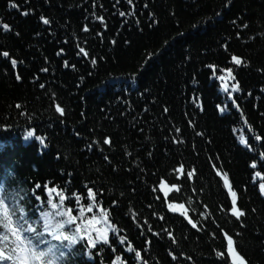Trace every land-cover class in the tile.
<instances>
[{"label":"trees","instance_id":"obj_1","mask_svg":"<svg viewBox=\"0 0 264 264\" xmlns=\"http://www.w3.org/2000/svg\"><path fill=\"white\" fill-rule=\"evenodd\" d=\"M257 172L264 177V0H0V188L33 219L45 184L80 204L93 203L91 188V212L65 201L73 228L109 236L95 248L78 239L59 264H232L228 238L245 264H264Z\"/></svg>","mask_w":264,"mask_h":264},{"label":"snow or ice","instance_id":"obj_2","mask_svg":"<svg viewBox=\"0 0 264 264\" xmlns=\"http://www.w3.org/2000/svg\"><path fill=\"white\" fill-rule=\"evenodd\" d=\"M13 8L18 7L16 4L10 5ZM28 13H24L27 15ZM120 15H124V13H120ZM44 24H48L49 21L43 17H41ZM103 23V18H100ZM247 27V26H245ZM2 28L4 31H9V25L3 24ZM85 32L88 31V28L85 27L83 29ZM81 52L84 53L85 56L88 53L81 48ZM5 57L8 56V53H3ZM16 61L12 60L13 67L16 66ZM93 64L96 61L93 59ZM232 63L235 65H240L241 60L233 56ZM67 66V64L65 65ZM214 67V66H213ZM47 71V69H44ZM220 71H225L221 69ZM213 76H216V71L214 69ZM227 76L231 79H235L232 75V69L229 68L227 70ZM19 79V77H18ZM217 79L220 81H225V76H218ZM43 88L44 85H41ZM221 88L224 91H228L227 84H222ZM238 85L233 84L231 91H238ZM235 103V101H233ZM19 108L20 105H17ZM55 111L60 115L64 114V109L59 105H56ZM224 111V109H221ZM179 131V129H177ZM34 132L28 131L25 139L33 138ZM260 139V137H257ZM35 140L39 142L40 145H45V140L39 136L35 135ZM240 142L242 144H246L247 141L243 136L240 137ZM104 143H109L107 139H105ZM252 167H256L255 164ZM178 171H183V167L181 166ZM191 175V174H189ZM217 175L220 176L221 173L217 172ZM257 177L264 179L261 177L259 172L256 173ZM223 187L228 190V194L231 197V214L239 220L245 213L242 210H239L236 206V192L231 189V185L228 180L227 173L222 175ZM48 189L49 198L46 201H42V203L36 205V211L39 213V216L33 219L29 210L24 207L22 203L19 201L22 200V197H18L8 193L5 189L0 188V264H59L60 261L63 260L65 256L64 249L69 247L70 245L76 244L78 239H87L86 247L95 248L96 244L102 242L103 244H108L109 236L106 231L98 229V236L96 239L91 238V234H87L85 236H78L77 233H80L82 230L79 226L73 228L77 217L72 215L74 209L71 207H67L65 204L66 200H70L71 197H75V202L80 204L81 196L76 193H72L71 197L63 194L62 192H58L55 186L49 187L47 184L43 186ZM261 194L264 195V184H260ZM36 189L41 188L40 184L35 185ZM52 193H56L59 197L58 201H54L52 198ZM86 200L93 201L92 204H80L81 216H83L84 210L91 212L93 208L96 207L98 201L96 200V194L92 191L91 188L87 190V196L84 198ZM37 201H41L42 198L40 196H36ZM170 208H174L175 206L169 205ZM183 208V205L179 206ZM50 209V210H49ZM104 216H107V213H104ZM96 217L92 218L94 221ZM92 221H88L90 224ZM188 223L192 225L193 228H196V224H194L191 220H188ZM105 224L107 227H111L107 225V220L105 219ZM112 231H115L113 228ZM50 238V239H49ZM227 238V237H226ZM67 242V243H65ZM124 238L120 237V243L123 244ZM233 241L228 238V254L232 257V264H245L244 259L235 252L232 247ZM129 252L133 251L131 245L128 246L127 249ZM115 251V249H113ZM137 259L140 258V252H136ZM218 256H221L222 253H217ZM119 261V257L116 258ZM116 264V262H114Z\"/></svg>","mask_w":264,"mask_h":264},{"label":"rangeland","instance_id":"obj_3","mask_svg":"<svg viewBox=\"0 0 264 264\" xmlns=\"http://www.w3.org/2000/svg\"><path fill=\"white\" fill-rule=\"evenodd\" d=\"M162 189H163L164 192H166V190H168L167 188H164V186H162ZM169 209H170L171 211H174V209H175V210H178V211L181 210V209L178 208V207H174V209L169 207ZM172 209H173V210H172ZM182 209H183V208H182ZM231 258H232V257H231ZM237 263H239V262H237Z\"/></svg>","mask_w":264,"mask_h":264},{"label":"bare ground","instance_id":"obj_4","mask_svg":"<svg viewBox=\"0 0 264 264\" xmlns=\"http://www.w3.org/2000/svg\"><path fill=\"white\" fill-rule=\"evenodd\" d=\"M238 264V263H237Z\"/></svg>","mask_w":264,"mask_h":264}]
</instances>
